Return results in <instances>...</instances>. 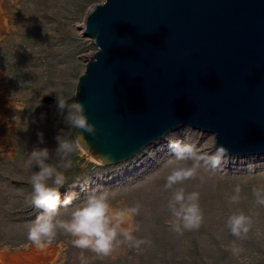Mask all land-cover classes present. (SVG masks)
I'll list each match as a JSON object with an SVG mask.
<instances>
[{"label": "rangeland", "instance_id": "374dc122", "mask_svg": "<svg viewBox=\"0 0 264 264\" xmlns=\"http://www.w3.org/2000/svg\"><path fill=\"white\" fill-rule=\"evenodd\" d=\"M103 0H5L8 28L0 41L1 86L17 103V110L7 111L8 124L17 123L11 132L8 126L0 129V139L13 143L0 152V250L31 243L28 228L39 213L30 204L32 188L29 177L38 169L25 167L34 146L47 147L49 164L59 166L61 157L55 152V137L64 130V138L73 140V129L57 115L55 94L73 100L78 77L95 50L91 40L82 36L81 27L89 11ZM16 89V91H13ZM49 93H54L50 94ZM45 119L40 121L41 114ZM36 120V123L33 121ZM183 130V129H182ZM182 130L175 132L183 139ZM43 133L38 144L37 133ZM205 136L209 135L204 133ZM167 143H155L130 160L114 166H103L92 160L84 150L71 156L73 166L64 170L68 183L60 189L61 200L69 193L76 194L78 203L98 186L107 187L110 201L133 205L139 203L136 221L138 238L151 240V246L135 250L121 246L111 257L97 258L84 253L89 264H240L226 247L235 238L225 227L227 217L234 211L252 215L253 232L249 239L239 242L245 249L243 264H264V208L254 206L252 188L264 185V156L234 158L223 173H202L204 181H188L182 187L187 192L199 191L204 223L197 231L176 235L170 231L167 202L171 191L163 185L171 164ZM254 166V169L249 167ZM89 175H102L88 187L78 184ZM240 185L241 202L232 205L227 197L234 186ZM71 208L61 209L60 218H68ZM61 245L55 264H80V250L71 245V237L58 233L52 242Z\"/></svg>", "mask_w": 264, "mask_h": 264}, {"label": "water", "instance_id": "95a60500", "mask_svg": "<svg viewBox=\"0 0 264 264\" xmlns=\"http://www.w3.org/2000/svg\"><path fill=\"white\" fill-rule=\"evenodd\" d=\"M83 35L95 50L73 100L97 129L92 160L121 164L189 126L231 157L264 156V0H103Z\"/></svg>", "mask_w": 264, "mask_h": 264}, {"label": "clouds", "instance_id": "9594fccd", "mask_svg": "<svg viewBox=\"0 0 264 264\" xmlns=\"http://www.w3.org/2000/svg\"><path fill=\"white\" fill-rule=\"evenodd\" d=\"M98 50L101 51L99 48ZM50 94L54 93L48 95ZM55 104L57 115L68 127L78 130L81 135L68 140L64 138V130H59L55 137V152L61 157L59 166L48 163L50 151L47 147L34 146L30 150L25 167L38 169L29 177L32 188L30 204L40 211L28 228L27 239L36 248L43 250L55 240L58 233H63L71 237V245L80 250V264H89L84 253H91L97 258H108L121 246L138 251L143 246H151V240L135 235L140 231L136 217L140 215L142 206L138 202L133 205L118 203L114 206L109 199L107 187L103 186L93 189L78 203H74V192L61 200L60 189L68 183V179L59 168L65 171L72 168V154L83 150L84 145L88 143L83 134L95 139L97 129L89 122L83 103L69 101L62 94H55ZM45 118L42 113L39 119L43 121ZM33 122L36 123V120ZM181 135L183 139L177 138L175 133L163 137L171 153L168 163L172 165L163 185L165 190L171 191L167 202L170 213L168 224L170 231L178 236L187 231H197L204 223L199 191L187 192L182 185L188 181L203 182L202 173L226 172V166L233 159L227 148L218 146L217 133L205 136L203 132L193 130L189 126L182 130ZM37 137L38 144H43V133L38 132ZM88 147L90 148V145ZM249 167L254 169V166ZM93 177L96 180L103 179L102 175H89L72 187L78 184L88 187L94 183ZM241 192L240 185L234 186L232 194L227 197L228 202L238 205L242 199ZM252 196L254 206L264 208V185L253 186ZM62 208H71V214L66 219L60 218ZM225 227L235 238L227 245L226 250L243 264L245 249L239 242L247 241L253 232L252 215L244 211H234L227 217ZM255 236L260 239L264 233L256 232Z\"/></svg>", "mask_w": 264, "mask_h": 264}, {"label": "bare ground", "instance_id": "6f19581e", "mask_svg": "<svg viewBox=\"0 0 264 264\" xmlns=\"http://www.w3.org/2000/svg\"><path fill=\"white\" fill-rule=\"evenodd\" d=\"M16 1V0H9ZM5 0H0V41L4 40L8 28V16L4 9ZM90 12V11H89ZM87 17V16H86ZM83 25L81 27V34L83 35ZM90 39V38H89ZM91 40V39H90ZM3 79L2 71L0 70V129L8 126L11 132L16 129V119L12 118V124H8V115L7 111L13 113L17 110V103L13 100V97H10L6 90L1 86ZM16 91V89H13ZM13 147V143L8 139H0V152L3 151L6 145ZM54 250L53 247L49 246L43 250L33 246L31 249H27L23 253H10L7 248H2L0 250V264H54L53 258Z\"/></svg>", "mask_w": 264, "mask_h": 264}]
</instances>
